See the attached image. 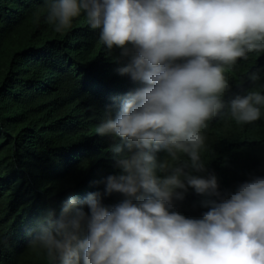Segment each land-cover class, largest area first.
Here are the masks:
<instances>
[{
    "label": "clouds",
    "instance_id": "9594fccd",
    "mask_svg": "<svg viewBox=\"0 0 264 264\" xmlns=\"http://www.w3.org/2000/svg\"><path fill=\"white\" fill-rule=\"evenodd\" d=\"M81 15L108 54L126 59L117 73L140 84L95 126L119 141L110 145L119 172L91 183L122 198L69 194L44 210L29 243L49 264H264V176L222 193L201 131L225 112L238 125L262 119L264 92L226 109L222 97L225 69L264 52V0H46L43 19L63 33ZM189 187L217 197L199 218L171 210Z\"/></svg>",
    "mask_w": 264,
    "mask_h": 264
},
{
    "label": "trees",
    "instance_id": "16d2710c",
    "mask_svg": "<svg viewBox=\"0 0 264 264\" xmlns=\"http://www.w3.org/2000/svg\"><path fill=\"white\" fill-rule=\"evenodd\" d=\"M45 13L46 0H0V264H49L29 243L30 230L67 195L99 190L109 205L122 198L103 195L102 182L91 183L119 172L110 151L119 141L98 136L95 126L140 84L117 73L126 59L118 50L108 54L83 15L57 33ZM225 76V109L236 95L264 92V52L238 58ZM261 113L262 119L238 125L225 112L201 130L202 159L222 193L264 176V108ZM213 201L189 187L171 210L199 218Z\"/></svg>",
    "mask_w": 264,
    "mask_h": 264
}]
</instances>
